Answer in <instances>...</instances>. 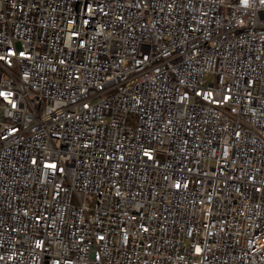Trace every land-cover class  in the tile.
Wrapping results in <instances>:
<instances>
[{"label": "built area", "instance_id": "1", "mask_svg": "<svg viewBox=\"0 0 264 264\" xmlns=\"http://www.w3.org/2000/svg\"><path fill=\"white\" fill-rule=\"evenodd\" d=\"M0 264H264V0H0Z\"/></svg>", "mask_w": 264, "mask_h": 264}, {"label": "rangeland", "instance_id": "2", "mask_svg": "<svg viewBox=\"0 0 264 264\" xmlns=\"http://www.w3.org/2000/svg\"><path fill=\"white\" fill-rule=\"evenodd\" d=\"M213 77H211V79H212Z\"/></svg>", "mask_w": 264, "mask_h": 264}]
</instances>
